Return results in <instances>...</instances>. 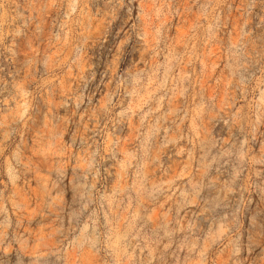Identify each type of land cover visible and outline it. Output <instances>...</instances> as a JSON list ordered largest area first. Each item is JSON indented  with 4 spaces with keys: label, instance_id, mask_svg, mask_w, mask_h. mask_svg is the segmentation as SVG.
I'll list each match as a JSON object with an SVG mask.
<instances>
[{
    "label": "rangeland",
    "instance_id": "374dc122",
    "mask_svg": "<svg viewBox=\"0 0 264 264\" xmlns=\"http://www.w3.org/2000/svg\"><path fill=\"white\" fill-rule=\"evenodd\" d=\"M0 264H264V0H0Z\"/></svg>",
    "mask_w": 264,
    "mask_h": 264
}]
</instances>
